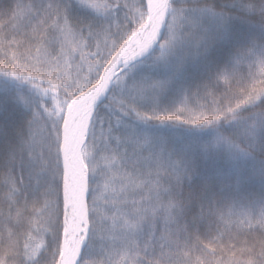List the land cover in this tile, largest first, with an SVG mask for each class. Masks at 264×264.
<instances>
[{"label": "snow or ice", "instance_id": "snow-or-ice-1", "mask_svg": "<svg viewBox=\"0 0 264 264\" xmlns=\"http://www.w3.org/2000/svg\"><path fill=\"white\" fill-rule=\"evenodd\" d=\"M0 264H264V0H0Z\"/></svg>", "mask_w": 264, "mask_h": 264}]
</instances>
